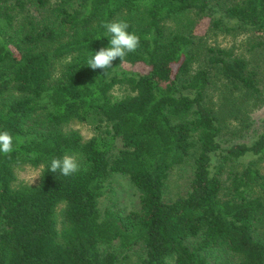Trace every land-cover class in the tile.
<instances>
[{
	"label": "trees",
	"instance_id": "trees-1",
	"mask_svg": "<svg viewBox=\"0 0 264 264\" xmlns=\"http://www.w3.org/2000/svg\"><path fill=\"white\" fill-rule=\"evenodd\" d=\"M120 20L139 47L107 74L91 69L110 46L103 25ZM211 31L264 38V0H0V131L14 137L0 153V264H264V121L253 142L223 150L206 102L221 81L262 90L244 57L207 44ZM117 85L128 93L112 96ZM90 120L108 139L62 130ZM64 155L81 170L50 172ZM190 159L186 192L167 198L169 173ZM22 165L41 167L36 186L14 187ZM113 174L137 190V210L99 211Z\"/></svg>",
	"mask_w": 264,
	"mask_h": 264
},
{
	"label": "rangeland",
	"instance_id": "rangeland-1",
	"mask_svg": "<svg viewBox=\"0 0 264 264\" xmlns=\"http://www.w3.org/2000/svg\"><path fill=\"white\" fill-rule=\"evenodd\" d=\"M54 2L57 0H53ZM228 3V2H227ZM224 8V7H223ZM214 8V15L219 17L224 15V9ZM207 44L223 49H230L236 55L244 57L253 72L257 76L258 86L262 90L260 97L245 96L232 90V86L227 87L221 81L219 87L209 93L206 99L207 104L214 107L218 117L223 120V132L220 139V145L223 150L230 144L251 143L262 130L261 123L264 121V38L254 32H220L211 31L204 38ZM128 69V67L126 66ZM139 69L136 66L133 70ZM112 96L120 98L128 93L126 87L117 85L110 92ZM227 97V99H225ZM105 124H98L94 120L88 122L72 121L62 127V130L75 131L82 141H88L92 138L108 139L110 131ZM121 140L115 139L111 154L114 156L121 148ZM192 160H188L182 166L174 168L166 182V197L175 198L183 196L189 185L192 173ZM15 182L14 187L27 185L36 186L39 182L41 167H32L30 165L17 166L14 169ZM36 177L33 181V178ZM33 182V183H32ZM109 191L106 196L99 200V211L103 213L106 209H115L121 212H130L139 208V194L127 177L120 174H113L109 179ZM60 205L56 210L58 228L61 229V210ZM136 256L132 254L130 259L123 264H133ZM234 259L227 256L222 257L219 263L233 264Z\"/></svg>",
	"mask_w": 264,
	"mask_h": 264
},
{
	"label": "clouds",
	"instance_id": "clouds-1",
	"mask_svg": "<svg viewBox=\"0 0 264 264\" xmlns=\"http://www.w3.org/2000/svg\"><path fill=\"white\" fill-rule=\"evenodd\" d=\"M110 36V46L101 47L92 53L86 61L91 69H101L107 74L113 69V62L119 58L123 62L127 54L135 52L140 44V38L133 32H129V24L126 21H112L103 25ZM14 151V137L8 130L0 131V153L8 156ZM80 164L75 155H64L62 158H53L49 171L70 176L80 171ZM36 177L33 178V181ZM33 183V182H32Z\"/></svg>",
	"mask_w": 264,
	"mask_h": 264
}]
</instances>
